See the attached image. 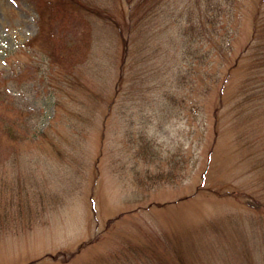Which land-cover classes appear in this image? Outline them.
<instances>
[{
	"label": "rangeland",
	"instance_id": "rangeland-1",
	"mask_svg": "<svg viewBox=\"0 0 264 264\" xmlns=\"http://www.w3.org/2000/svg\"><path fill=\"white\" fill-rule=\"evenodd\" d=\"M0 264H264V0H0Z\"/></svg>",
	"mask_w": 264,
	"mask_h": 264
}]
</instances>
